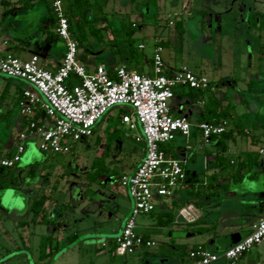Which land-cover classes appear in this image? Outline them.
<instances>
[{"label":"rangeland","instance_id":"obj_1","mask_svg":"<svg viewBox=\"0 0 264 264\" xmlns=\"http://www.w3.org/2000/svg\"><path fill=\"white\" fill-rule=\"evenodd\" d=\"M29 1L33 4L31 8H38L39 0ZM91 2L96 27H101L102 36L88 34L82 48L83 52L88 49L84 60L88 58L94 64L104 63L110 67L108 59L115 45L122 50V56L128 55L129 47L133 45L137 48L134 57L142 64L139 44L145 43L143 51L149 52L156 39L164 47V55L177 63V68L187 66L210 81L219 82L217 95L221 97L227 93L232 103L242 101V97L235 93L240 90L255 114L259 115L260 124L264 121V0ZM5 7L0 1V25L3 17L5 20L9 17ZM36 15L35 11L28 12L24 17L25 24L34 21ZM180 19L183 20L182 30L175 26ZM104 23H108L109 28L104 27ZM133 23L137 28L129 33ZM251 47L256 51L252 53ZM251 78L258 89L256 98L249 92ZM72 81L77 80L73 78ZM122 106L128 109V114L132 113L129 105ZM122 106H113L96 123L94 135L73 143L72 153H46L39 147L38 139L27 142L21 161L11 169L14 174L12 184L0 188L3 216L0 220V264H142L141 251L121 255L114 244L133 210V200L120 186V177L132 173L145 152L140 125L129 129L118 120ZM16 111H19L18 106ZM250 112L253 111L250 109ZM250 114L240 117L247 122L252 118ZM115 128H118L116 137H110ZM108 144L111 155H107L105 161L120 176L101 177L100 182L88 184L85 172L94 157L104 153ZM31 166L36 167L34 177L28 175ZM72 167L76 171H72ZM43 194L51 196L47 208L53 210L47 217L50 221L59 218L55 232L53 222H39L41 212L28 215L33 198ZM21 219H27L28 224L19 225ZM136 221L137 231L154 240L151 251L172 250L180 240V243L188 241H184L182 232H176L172 227L156 226V219L150 214L139 215ZM50 234L54 237L48 242ZM70 236L73 238L68 239ZM42 242L48 252L52 251L44 259L39 258Z\"/></svg>","mask_w":264,"mask_h":264},{"label":"built area","instance_id":"obj_2","mask_svg":"<svg viewBox=\"0 0 264 264\" xmlns=\"http://www.w3.org/2000/svg\"><path fill=\"white\" fill-rule=\"evenodd\" d=\"M50 4L56 19L55 31L65 42L62 61L55 70L42 67L37 55L21 59L6 49L8 41H0V73L25 80L34 88L25 89L18 99V109L27 121L18 133L14 151L0 152V166L15 167L30 139H38L39 147L46 153H72V144L94 135L96 123L113 106L129 105L132 113L125 114L122 122L129 129L140 125L145 152L136 169L120 177V186L133 200V210L115 238L116 250L121 255H131L151 248L154 241L144 239L137 231L136 218L154 211L158 198L172 196L186 180L182 161L168 156L161 146L178 135L189 137L193 127L187 117L172 114L170 101L177 87L205 91L211 81L187 66L171 70L165 63L161 45L152 49V75L125 65L112 68L111 75L105 64L90 72L79 58V43L70 32L65 0H50ZM138 47L144 49L145 44ZM73 78L77 81H72ZM38 112L41 115L36 119ZM197 127L205 138L226 131L225 122H201ZM263 242L264 219H261L252 225L248 235L223 252H213L202 245L191 248L187 264H216L221 260L236 264Z\"/></svg>","mask_w":264,"mask_h":264},{"label":"crops","instance_id":"obj_3","mask_svg":"<svg viewBox=\"0 0 264 264\" xmlns=\"http://www.w3.org/2000/svg\"><path fill=\"white\" fill-rule=\"evenodd\" d=\"M9 1L8 5L3 4L9 17L2 19L0 41H8L6 49L21 59L37 55L42 67L55 70L62 61L65 42L55 31L56 19L50 0H39L36 4L39 5L38 8H31L33 4L29 0ZM68 4L69 0H65V7ZM30 11L37 12L36 18L25 24L24 17ZM84 18L96 26V17L91 8L85 11ZM105 26L109 28L108 23H104ZM110 33L114 36L112 31ZM153 41L155 45L157 40ZM247 46L248 50L250 44ZM83 47H79V58L88 71L92 72L98 65L104 64H94L88 58L84 60L83 56L88 49L83 52ZM252 48L250 50L253 53L256 50L255 47ZM113 49L108 59L110 67L125 65L129 69L139 70L136 62L132 63L129 50L128 55L122 56V50L117 45ZM145 49L146 44L142 51ZM152 49L153 44L149 52L143 51L145 58L141 69L144 73L151 72L149 58ZM116 56H119L118 60ZM163 57L171 70L177 68L178 65L172 57L168 58L164 53ZM0 74V151L10 153L15 148L18 133L27 121L20 111H16L18 99L25 89L34 88L25 80ZM176 89L177 94L170 101L172 114L187 117L193 127L189 137L178 135L169 147H166V152L168 156L182 161L186 180L176 187L172 196L158 198L157 208L171 211L174 217L172 229L182 232L184 241H188L180 243V240L178 246L175 243L172 250L167 251H151L153 246L144 249L148 253L142 254V264H187L188 250L194 245H202L213 252H223L248 235L254 223L264 219V121L260 124L259 115L255 114L250 102L243 97V102H233L235 115L225 122L226 130L232 131L230 138H222L219 135L205 138L197 124L205 110L204 104L208 101V94L215 95L219 89L212 87L205 95L197 92L188 94L185 87ZM257 91L256 86L249 90L255 98ZM248 114L252 118L245 122L240 116ZM251 153L256 159L255 156H250ZM220 156L227 159L226 164L222 166H218L216 161ZM234 163L239 164L234 166ZM48 204L47 200L43 206L47 214L53 210L47 208ZM55 209L58 210L56 207ZM56 218L58 217L54 219ZM53 230L56 231L55 227ZM183 246L187 249L186 253ZM216 264L229 263L221 260ZM236 264H264V242L245 254Z\"/></svg>","mask_w":264,"mask_h":264},{"label":"trees","instance_id":"obj_4","mask_svg":"<svg viewBox=\"0 0 264 264\" xmlns=\"http://www.w3.org/2000/svg\"><path fill=\"white\" fill-rule=\"evenodd\" d=\"M2 4L4 5H8L9 4V0H1ZM92 6V2L91 0H69V4L67 7H65V13L66 16L69 20V24H70V32L72 34V36L78 41L79 43V47L83 44L84 42L87 40L88 34H92L95 35L96 37L100 38L102 36L101 33V28L100 27H96L93 23H89L86 21V19L84 18V13L87 9H89ZM54 14V13H53ZM264 18V17H262ZM133 24H131L130 29H129V33H133L135 31V29L137 28V25L132 26ZM175 26L178 29H183V20L180 19L175 23ZM155 45H161V42H157ZM136 47H134L133 45H130L129 47V54L131 59L135 60L137 67L139 68V72L144 73L143 70L141 69V63L138 62L134 55L136 54ZM145 56L143 54L142 51V67H143V60H144ZM149 63L153 64V59L152 57L149 58ZM111 75L113 74L112 72V67H108ZM145 74L148 75H152V72L148 71ZM232 84H235L234 81H232ZM212 87L219 89L220 88V84L219 82H215V81H211L210 82V87L205 90V91H200L194 88H190V87H185L187 88V92L188 94H193L194 92H197L200 95H205L206 92H210ZM255 87V82L254 80H251L249 83V90L253 89ZM178 88V87H177ZM242 98H243V94L241 91L237 92ZM175 94H177V89H175ZM209 98L208 101L205 102L204 104V111L202 113V117L199 121V123L201 122H210V123H215V124H219V123H224L226 121H228L232 116H234L235 114V105L234 103H232L231 101L228 100V96L227 94H224L223 96H218L217 93L215 95H212V93L208 94ZM128 109L125 107H121L119 114H118V120L121 121L122 123V117L125 114H128L127 111ZM40 112H38L36 119H38V117L40 116ZM110 118V117H108ZM117 131L118 128H115L110 137H116L117 135ZM232 134V131L226 130L223 133L219 134V136H221L222 138H230ZM214 136H218V135H214ZM84 140H87L84 139ZM169 144H165L162 145L161 147L166 151V147H169ZM109 144L107 145V148L105 149L104 153H102L100 156H96L94 157L90 168L86 170L85 172V178L88 184H92V183H97L100 182L99 179L101 177H105V178H118L120 176V173L117 171H112L109 168L108 163L105 161V158L107 155H111L110 150L108 148ZM1 152V151H0ZM4 153V152H3ZM11 153V152H10ZM10 153H5V154H10ZM250 156H255L253 153L250 154ZM256 159V156L255 158ZM237 160V159H236ZM216 161L218 162V166H222L224 164H226L227 159L224 158L223 156H220L216 159ZM239 163H234L233 165H237ZM12 168H5L0 166V188H6L9 187L12 184V179H13V173H12ZM72 171H76V168L72 167L71 168ZM36 173V167L35 166H31L29 171H28V175H31L32 177L35 176ZM70 173V172H69ZM44 180L46 179V176H43ZM46 181V180H45ZM51 196L50 195H46L43 194L41 196H35L32 200V202L30 203V207H29V212L28 215L31 212H41L42 216H41V220H39L40 223H45L48 224L50 222H53L55 229H57V227H59V225L57 224L58 222V218L54 219L53 221H50L49 218L47 217V210L43 208L45 202L47 200H49ZM63 206V205H62ZM64 208L66 209L67 206H64ZM2 213L0 212V220L2 219ZM151 216L155 217L156 219V226L158 227H171L172 223H173V214L171 213L170 210H160L159 208H156L154 211H152L150 213ZM34 220V218H33ZM19 225H27L28 224V220L27 219H21L18 222ZM144 239H151L150 236L148 234H143ZM54 237V234H50L49 236H47V241L50 242L52 241ZM73 236L68 237V239H72ZM114 244H115V250L117 248V243L116 240H114ZM197 245L192 246L191 248L196 247ZM190 248V249H191ZM147 249V248H144ZM138 250L143 252L142 254H147L148 252H146V250ZM189 249V250H190ZM186 248L184 249L185 253H186ZM188 250V252H189ZM52 253V251L50 250L49 252L47 251V247L46 244H44L43 242L40 244V253H39V258L40 259H44L46 258L48 255H50ZM175 264V263H174Z\"/></svg>","mask_w":264,"mask_h":264},{"label":"flooded vegetation","instance_id":"obj_5","mask_svg":"<svg viewBox=\"0 0 264 264\" xmlns=\"http://www.w3.org/2000/svg\"><path fill=\"white\" fill-rule=\"evenodd\" d=\"M256 18L258 17V15L257 16H255ZM262 26H264L263 24H262ZM258 27H260L259 25H258Z\"/></svg>","mask_w":264,"mask_h":264},{"label":"water","instance_id":"obj_6","mask_svg":"<svg viewBox=\"0 0 264 264\" xmlns=\"http://www.w3.org/2000/svg\"><path fill=\"white\" fill-rule=\"evenodd\" d=\"M118 236V235H117Z\"/></svg>","mask_w":264,"mask_h":264}]
</instances>
